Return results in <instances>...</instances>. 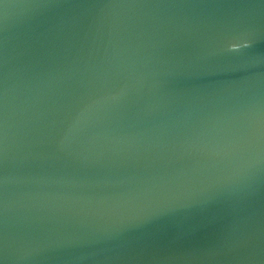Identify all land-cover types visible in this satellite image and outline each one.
I'll return each mask as SVG.
<instances>
[{"label": "water", "instance_id": "obj_1", "mask_svg": "<svg viewBox=\"0 0 264 264\" xmlns=\"http://www.w3.org/2000/svg\"><path fill=\"white\" fill-rule=\"evenodd\" d=\"M0 264H264V0H0Z\"/></svg>", "mask_w": 264, "mask_h": 264}]
</instances>
